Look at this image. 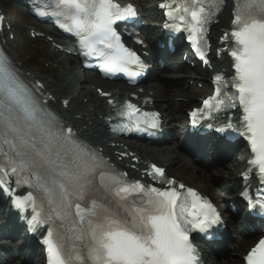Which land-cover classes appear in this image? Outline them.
<instances>
[{
  "label": "snow or ice",
  "instance_id": "obj_1",
  "mask_svg": "<svg viewBox=\"0 0 264 264\" xmlns=\"http://www.w3.org/2000/svg\"><path fill=\"white\" fill-rule=\"evenodd\" d=\"M222 6L223 0H165L160 5L169 17L179 14L175 27L189 32L197 51L205 25ZM37 15L58 18L64 32L79 38L80 54L99 59L105 75L123 72L135 77L139 73L131 72L129 65L144 66L113 28L118 20L136 15L131 5L56 0L54 8L38 10ZM233 17L235 47L230 55L235 62L231 81L235 93L225 92L229 82L217 75L214 96L191 115L194 122L197 117L209 119L213 112L235 108L238 102L242 126L229 118L217 131L231 129L249 141L253 153L249 171L255 168L264 184V0H236ZM200 58L207 63L203 52ZM117 116L121 124L114 131H144L158 124L156 113L142 112L130 102L117 108ZM125 175L111 169L101 153L52 113L0 53V189L13 194L8 184L14 177L18 187L31 190L24 197L13 195V202L21 210L32 208L29 223L34 227L48 225L49 264H197L189 233L208 232L217 223L213 206L191 189L182 191L184 185L177 188L161 168L153 166L148 175L166 184L164 190L128 183ZM133 194L139 203L130 199ZM244 195L247 198V192ZM249 203L264 210V191ZM247 262L264 264V240Z\"/></svg>",
  "mask_w": 264,
  "mask_h": 264
},
{
  "label": "bare ground",
  "instance_id": "obj_2",
  "mask_svg": "<svg viewBox=\"0 0 264 264\" xmlns=\"http://www.w3.org/2000/svg\"><path fill=\"white\" fill-rule=\"evenodd\" d=\"M156 1L157 0H139L135 3L143 18H161V13L156 10L155 6H151V4H154ZM12 8H15L14 4H9L6 0H0V15L4 16L3 31L0 32V35L4 41L6 53L18 70L23 71L29 78L39 80L44 87V94L49 98L48 102L51 109L66 121L69 126L76 131L78 136L82 137L93 148L101 150L105 157L117 163H121L127 168L135 165L130 161V156L122 158L120 162L118 158L121 154L129 150L134 152L139 159L145 163L148 161L152 162L150 160L151 158H157L159 159V166L165 168L168 177L179 178L177 180L183 182L184 185L196 189L204 196L209 198L213 197L214 204L218 208V211L222 212L221 214L224 220H228L225 215L228 203L236 207L237 213H240L241 209H243V205L238 199L240 183L237 176L244 168V159H238L237 157L232 158L231 171L225 167L212 173L210 170L198 167L192 161L188 160L184 151L178 149V140L171 144L162 141L164 146L159 148L142 145L131 147L127 145L124 140H120V138H115L109 134L103 123V118L110 115V108L107 103L108 99L122 101L124 98L128 97L129 93H137L141 88L143 90L142 94L150 95L151 93L152 108L161 114L165 126L169 129H178V127L180 128L179 124L181 122L182 126L187 127L186 112L192 107L198 106L195 105V103L199 101L200 98L210 94L211 88L207 84V81L210 80L212 73L222 70L225 71L224 73H227L228 65L225 59L221 58L216 60L212 58L213 71L195 68L196 73L192 74L187 72L190 67L186 65L181 58H177L179 54L181 56L184 54V51H180L164 65L161 71L158 70L157 66L153 67L152 76L164 78L163 80H157V83L150 82L137 87H127L118 83L100 81L96 75L82 70L75 58L59 52L51 43L47 42L43 44L46 46L44 57L45 60H47L46 62H49V66L45 69L46 72H48V76H42L40 74L41 69L27 67L26 61L20 58L19 52L21 48L18 37L14 36V40L12 41L8 38L9 35L12 34V30L6 31L5 27L10 25L13 32L15 30V21L8 16ZM231 10V2L227 0L226 7L217 18L219 22L211 27L210 38L213 41L216 42L218 40L220 29H228ZM16 17H19L22 23L34 22L32 18L27 15L19 16L17 14ZM35 23L36 22H34L32 27L27 28L26 31L28 33H45L41 42L46 40V36H50L54 38L53 41L55 45L62 46L67 43L64 40L54 37L48 26H42L40 24L35 25ZM160 23L161 20L158 24L146 21V30L148 32L153 31V33L156 34ZM50 58H53V60L51 61ZM187 60H189V57H187ZM199 84L203 85L201 89H198ZM93 85L94 87H91ZM180 85V88L176 87ZM97 89L109 93L110 96L108 98H98ZM82 98H88L87 104L82 103ZM63 103H66V106H64ZM186 144L188 148L193 149L201 159L203 158L204 161L209 164L216 158H214V156L219 153L222 148V145H219L217 148L213 149V145L208 141L203 142L193 138L186 139ZM235 149V146L231 145L224 147L223 155L227 158L231 157ZM220 154L221 152L218 154V159ZM134 176L138 178L137 174H134ZM202 176L201 182L199 179H201ZM191 179L197 181H195L197 187L189 183ZM208 187L212 189L216 195L212 196L211 194L213 193L211 190L208 191ZM4 209L6 208L0 207V215H2ZM245 211L244 209L243 215H245ZM238 225L239 223H229V229L234 231L235 234H233V242L231 241V243H227L224 246V258L214 259V253H211L212 255L207 254L206 258L204 248L197 244L200 251L203 253L202 256L205 260V264H242V256L246 250L252 246L255 240L258 239L259 235L257 236V234L260 233L261 228H256L252 232H249L242 231V227ZM7 226L17 231L14 223H9ZM20 243V241H4L1 242V245L16 250ZM26 243L27 247L20 250L21 252L18 254L20 255L18 260H0V264H42L39 256L40 251L33 250V246H31L29 240H27ZM242 251H244V253L241 254ZM0 256L4 257L2 253H0Z\"/></svg>",
  "mask_w": 264,
  "mask_h": 264
},
{
  "label": "rangeland",
  "instance_id": "obj_3",
  "mask_svg": "<svg viewBox=\"0 0 264 264\" xmlns=\"http://www.w3.org/2000/svg\"><path fill=\"white\" fill-rule=\"evenodd\" d=\"M9 4H14L15 8L12 10H10V12L8 13V16L11 17L14 21H15V30L13 32L14 36L18 37V41L20 42V58L24 59L26 61L27 67L29 68H39L40 70V74L42 76H48V72H46V68L48 67L49 63L46 62L47 60H45L44 57V53L46 51V46L39 41V40H33L30 38V35H28V32L26 31L27 28L32 27V25L34 24L33 22H21V20L19 19V17H16L17 14L19 16H23L24 11L23 9H21L19 6H17V3L13 0H6ZM152 5V4H151ZM50 60L52 61L53 58H50ZM189 73H195L193 70L188 71ZM159 80V79H155ZM157 82V81H156ZM91 87H94L91 86ZM163 87V86H162ZM177 88H180V86H176ZM172 88V87H170ZM88 98H82V103L87 104ZM197 105V102L196 104ZM179 122V121H178ZM181 127V122L179 124ZM237 157L238 159H242L241 154L239 153H234L233 158ZM150 160H152L153 162H155L156 164L159 165V159L157 158H151ZM226 168H228L229 171H231L232 169V164L231 161L227 162L226 164ZM215 176V175H214ZM202 178L199 179L202 182ZM217 178V177H216ZM179 179V178H177ZM196 180L191 179V181L189 180V183H191V185H194L195 187H197V181ZM209 188V187H208ZM211 190V192L213 195H216L214 191H212V189H208V191ZM214 197H218V196H214ZM210 199L213 201V197H210ZM244 253V251L241 252V254ZM240 254V253H239ZM207 258V255H206ZM42 262V259H41Z\"/></svg>",
  "mask_w": 264,
  "mask_h": 264
}]
</instances>
